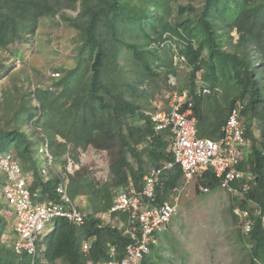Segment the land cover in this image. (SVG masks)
<instances>
[{
    "label": "trees",
    "instance_id": "trees-1",
    "mask_svg": "<svg viewBox=\"0 0 264 264\" xmlns=\"http://www.w3.org/2000/svg\"><path fill=\"white\" fill-rule=\"evenodd\" d=\"M78 1L0 0V52L18 57L21 46L27 44L40 21L47 17H57L58 24L75 27L80 32L81 52L87 48L82 60L86 61L85 67L67 70L62 78L54 79L56 86H62L60 91L45 87L25 94L26 97H11L4 91V107L0 102V111H7L3 122L0 114V153H11L24 172H32L30 190L39 189L35 201L57 203L59 196L54 188L63 182L72 201L82 196L92 202L88 214L81 211L84 215L81 226L65 219L50 223L51 230L37 243L34 263L102 264L110 260V245L116 247L120 259L129 243L120 225L126 215L116 213L111 219L117 223L112 225L102 218L113 205L114 192L125 188L129 179L139 190L146 164L158 167L173 161L169 149L172 134L168 129L156 130L149 112L150 100L159 93L160 84L171 94L174 87L169 78H176L177 70L170 64L166 71H153L149 57L159 59L158 50H149L147 44H130L116 36L123 35L126 23L142 31L149 27L155 37L144 35L152 46L167 39L174 42L177 57L190 68L184 85L177 82L176 87L188 90L196 118L199 119L205 103L196 93L199 79L208 81L212 89L229 99V111L238 103L243 105L240 121L250 150L245 152L247 168L241 169L248 170L255 180L249 183L250 189L239 201V207L247 208L248 201H253L264 214V0H204L198 7L190 3L176 6L170 0H147L154 5L153 9L126 6L123 1V13L113 11L117 0H83V5L77 8ZM72 11H76L74 15L69 14ZM232 32L237 35L235 42ZM118 44L129 50L126 67L133 74L132 80L144 86L142 90L117 76L124 72L117 64ZM3 68L0 65V77L5 74L1 72ZM163 111H167V105ZM24 126L28 127L25 131ZM44 141H48L53 158L47 179L39 174L40 166L46 162L38 154ZM88 147L107 154L109 175L103 186L91 181L88 167L78 165L80 151ZM68 159L78 165L72 174L66 170ZM203 178V185L211 189L219 187L210 170ZM163 181L162 191L157 195L161 199L180 186V167L175 166ZM3 183L4 177L0 176V185ZM235 187L240 189V183ZM4 206L7 205L0 201V264H31L29 256L15 254L13 229L10 241L1 240L8 226L2 214ZM240 237L251 245L248 264H264L260 223ZM89 240L91 246L84 253L82 245ZM148 263L146 257L141 264Z\"/></svg>",
    "mask_w": 264,
    "mask_h": 264
},
{
    "label": "built area",
    "instance_id": "built-area-1",
    "mask_svg": "<svg viewBox=\"0 0 264 264\" xmlns=\"http://www.w3.org/2000/svg\"><path fill=\"white\" fill-rule=\"evenodd\" d=\"M46 77L58 79L60 73L49 70ZM170 82L174 89L169 97L167 111L153 114L152 122L156 130L168 129L171 132L173 161L151 168L143 177L139 190L129 182L127 188L115 197L108 212L102 215V218H111L116 213H124V233L129 239L120 259H117L119 252L116 247L110 245V260L102 264H141L150 254L157 237L166 231L171 219L178 213L177 198L172 201L161 199L156 193L167 172L174 166L180 167L184 184L196 178L200 183L201 193L210 191L209 187L202 183L203 175L209 170L219 181V187L229 195L238 197L240 201L250 189L249 183H254L255 177L250 172L238 168L246 145L240 123L243 105L238 103L231 108L218 140L201 138L197 134L195 118L192 117L193 104L188 92L180 91L176 87L175 78H171ZM201 93H209V90L202 89ZM38 154L46 159V164L39 168V174L43 179H47L53 162L48 141H44L39 147ZM76 169L77 165L68 160L67 172L72 174ZM0 176L4 177L0 194L3 202L11 207L15 217L13 250L18 256H29L31 264H35L38 254L37 243L51 222L65 219L77 226L84 223V215L69 197L66 183L60 182L54 188L59 196L57 203H38L35 199L39 197V189L30 190L32 172H24L20 162L11 153L6 152L0 153ZM235 183H240V189L235 187ZM248 204L247 208H233L241 230L248 234L259 222L264 235V214L261 207L253 201H248ZM91 243L89 240L82 245L84 253L89 251Z\"/></svg>",
    "mask_w": 264,
    "mask_h": 264
},
{
    "label": "rangeland",
    "instance_id": "rangeland-1",
    "mask_svg": "<svg viewBox=\"0 0 264 264\" xmlns=\"http://www.w3.org/2000/svg\"><path fill=\"white\" fill-rule=\"evenodd\" d=\"M123 1L126 6L141 5L154 8V5L147 0H117V4L112 6L114 7L113 11L123 13ZM203 1L170 0V3H175L176 6L190 3L192 6L198 7ZM82 5L83 0H79L77 8ZM74 12L76 11L69 12V14L74 15ZM171 13L175 12L171 11ZM144 33L155 37L149 27H145L142 31L135 25L126 23L123 35L117 34L116 36L123 38L124 42L147 44L149 50H158L159 59L149 57L151 69L155 72H163L168 69L167 66L172 64L177 70V82L183 86L190 68L181 58L177 57L174 42L167 39L166 42L160 43L158 46L157 44L152 46V42L145 40ZM79 34L80 32L71 25L58 24L57 17H47L40 21L37 31L33 37H30L27 44L21 46V53L18 57L11 56L9 52H0V65L4 67L1 72L5 73L0 77L1 106L5 105L4 91H7L11 97L14 95L26 97L25 94L45 87L53 88L54 92L60 91L62 86H56L54 82L57 81L46 76L49 70H55L60 73V79L67 70L86 66V61L82 60L85 58L87 48H83L81 52L82 41ZM231 36L235 42L237 39L235 32H232ZM167 46H171V49H168ZM115 50L118 51L117 64L124 70L117 76L136 84L142 90L144 86L132 80L133 74L126 67L127 51L129 50L121 47L120 44L115 47ZM159 65L160 67L157 68ZM163 65L164 67H162ZM44 78H46L45 83ZM169 97L170 94L165 91V86L160 84L159 93H156L150 100L151 111L149 113H154V108L163 111L166 105L168 107ZM11 103L16 105L15 101H11ZM0 114L2 115L1 122H3L7 111H0ZM240 123L243 128L241 121ZM27 128L24 126L22 130L25 131ZM255 135L258 136L259 132L255 131ZM57 140L59 141L61 138L57 137ZM249 150L250 142L246 141V152L248 153ZM78 157V165L89 168L91 181L100 183L101 186L108 181V159L105 152L88 147L85 151H80ZM199 187L200 183L194 178L186 186H183V192L178 193L181 197L178 200V213L171 219L166 231L157 237L154 248L147 256L150 264H248L251 245L240 237L243 236L240 222L234 218L233 214V208L240 205L239 198L229 195L221 187L209 188L208 193H201ZM114 196H116V192H114ZM0 201L3 202V199L0 198ZM73 201L78 209L85 214L91 210L90 198L80 196ZM2 214L9 224L1 240L10 241L11 223L14 218L11 207L4 206ZM103 221L108 225L117 223L116 219L107 217H104ZM51 228L52 225H49L44 233L46 231L48 233Z\"/></svg>",
    "mask_w": 264,
    "mask_h": 264
},
{
    "label": "crops",
    "instance_id": "crops-1",
    "mask_svg": "<svg viewBox=\"0 0 264 264\" xmlns=\"http://www.w3.org/2000/svg\"><path fill=\"white\" fill-rule=\"evenodd\" d=\"M171 78H175V77H171ZM170 78V79H171ZM169 79V81H170ZM176 80V78H175ZM170 85H171V82H170ZM172 86V85H171ZM176 86H177V80H176ZM173 87V86H172ZM202 89H207L209 90V93H201V90ZM183 91H188L187 89H183ZM220 92V91H219ZM196 93L198 96H200V98H203L205 103L203 105V107L201 108V112H199V119L196 118L194 116V113H193V109H192V117L195 118V126H196V129H197V134L199 137L201 138H208V139H212V140H218L220 137H221V133H222V127L228 117V114H229V107H228V101L229 99L226 98V97H223L222 95H220L221 93H217L214 89L211 88V84H209L208 81L204 80V79H199L197 81V85H196ZM193 107V106H192ZM231 110V109H230ZM159 112V111H158ZM155 114V113H152L150 114L151 115V120H152V115ZM61 141V140H60ZM44 143V142H43ZM42 143V144H43ZM171 143H172V139H171ZM171 143H170V146H169V149H171ZM41 144V145H42ZM40 145V146H41ZM39 146V147H40ZM245 149H244V157L241 161V163L239 164V169L242 171L241 168H244L246 165H247V161L248 159L246 158V153H245ZM173 155V154H172ZM43 157V156H42ZM44 158V157H43ZM45 159V158H44ZM46 160V159H45ZM70 160L71 162H73L71 159H68ZM145 161L146 158L144 159ZM68 162V161H67ZM74 163V162H73ZM46 162L42 165H45ZM67 164V163H66ZM76 164V163H74ZM41 165V166H42ZM77 165V164H76ZM163 165V164H162ZM40 166V167H41ZM78 167V165H77ZM154 166H150L149 164L145 165V171H146V174L149 172V170L151 168H153ZM175 167V166H174ZM174 167L171 169L173 170ZM247 168V166H246ZM170 170V171H171ZM169 171V172H170ZM248 170H246L247 172ZM245 172V171H244ZM168 173V172H167ZM248 173V172H247ZM70 174V173H69ZM145 174V175H146ZM144 175V176H145ZM167 175V174H166ZM143 180V179H142ZM129 182H132L134 187H135V184L132 180H128V183L126 185L125 188L121 189V190H118L117 193H116V196L124 191ZM190 183V182H189ZM187 184H184V181L182 179L181 181V184L178 188H175L173 190L170 191L169 195L163 199H166V200H174L177 198V201L179 200V198H181L178 193L179 192H183V186H186ZM237 185V184H236ZM142 186V184H141ZM164 186V182L161 186H159L157 189H156V193L158 195V192L159 191H162V188ZM136 188V187H135ZM185 189V188H184ZM115 196V197H116ZM236 198V197H235ZM115 199V198H114ZM72 200V199H71ZM114 201V200H113ZM73 203L75 204V202L73 201ZM76 205V204H75ZM77 207V206H76ZM78 208V207H77ZM83 214V213H82ZM14 217V215H13ZM112 218V217H111ZM109 218V219H111ZM126 220V218H125ZM125 220H124V223L122 222L120 225H122V228L124 229L125 227ZM8 224H9V221H7ZM14 222H15V217L13 218V221H12V225H11V230L13 229L14 230Z\"/></svg>",
    "mask_w": 264,
    "mask_h": 264
},
{
    "label": "clouds",
    "instance_id": "clouds-1",
    "mask_svg": "<svg viewBox=\"0 0 264 264\" xmlns=\"http://www.w3.org/2000/svg\"><path fill=\"white\" fill-rule=\"evenodd\" d=\"M236 218V217H235ZM242 231V230H241ZM243 232V231H242ZM244 234V233H243Z\"/></svg>",
    "mask_w": 264,
    "mask_h": 264
}]
</instances>
